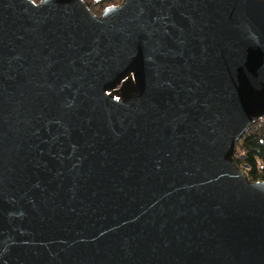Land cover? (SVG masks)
<instances>
[{
    "label": "water",
    "instance_id": "water-1",
    "mask_svg": "<svg viewBox=\"0 0 264 264\" xmlns=\"http://www.w3.org/2000/svg\"><path fill=\"white\" fill-rule=\"evenodd\" d=\"M264 0H0V264H264Z\"/></svg>",
    "mask_w": 264,
    "mask_h": 264
},
{
    "label": "trees",
    "instance_id": "trees-1",
    "mask_svg": "<svg viewBox=\"0 0 264 264\" xmlns=\"http://www.w3.org/2000/svg\"><path fill=\"white\" fill-rule=\"evenodd\" d=\"M38 1V0H34ZM94 15L121 0H83ZM233 160L239 167H246L250 182H264V119L256 121L235 147Z\"/></svg>",
    "mask_w": 264,
    "mask_h": 264
},
{
    "label": "flooded vegetation",
    "instance_id": "flooded-vegetation-1",
    "mask_svg": "<svg viewBox=\"0 0 264 264\" xmlns=\"http://www.w3.org/2000/svg\"><path fill=\"white\" fill-rule=\"evenodd\" d=\"M33 1H34V0H33ZM38 1H39V0H38ZM38 1H34V2H38ZM116 5H118V4H116ZM110 6H115V5H110ZM106 7H109V6H106ZM106 7H105V8H106ZM105 8H104V9H105ZM104 9H103V10H104ZM103 10H102V11H103ZM102 11H101V12H102ZM101 12H100V13H101ZM98 15H100V14H98ZM98 15H96V16H98Z\"/></svg>",
    "mask_w": 264,
    "mask_h": 264
},
{
    "label": "built area",
    "instance_id": "built-area-1",
    "mask_svg": "<svg viewBox=\"0 0 264 264\" xmlns=\"http://www.w3.org/2000/svg\"><path fill=\"white\" fill-rule=\"evenodd\" d=\"M240 169L243 170V171H247V168L246 167H242Z\"/></svg>",
    "mask_w": 264,
    "mask_h": 264
}]
</instances>
